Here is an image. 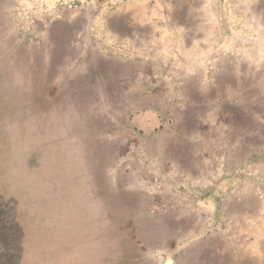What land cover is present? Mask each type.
Returning a JSON list of instances; mask_svg holds the SVG:
<instances>
[{
	"label": "rangeland",
	"instance_id": "obj_1",
	"mask_svg": "<svg viewBox=\"0 0 264 264\" xmlns=\"http://www.w3.org/2000/svg\"><path fill=\"white\" fill-rule=\"evenodd\" d=\"M0 264H264V0H0Z\"/></svg>",
	"mask_w": 264,
	"mask_h": 264
},
{
	"label": "flooded vegetation",
	"instance_id": "obj_2",
	"mask_svg": "<svg viewBox=\"0 0 264 264\" xmlns=\"http://www.w3.org/2000/svg\"><path fill=\"white\" fill-rule=\"evenodd\" d=\"M88 67V66H87ZM90 68V67H89ZM87 70V69H86ZM77 73H79L78 71H77ZM75 77V76H74ZM80 77H82V76H79L78 78H80ZM105 162V161H104ZM100 164H101V162H99Z\"/></svg>",
	"mask_w": 264,
	"mask_h": 264
}]
</instances>
